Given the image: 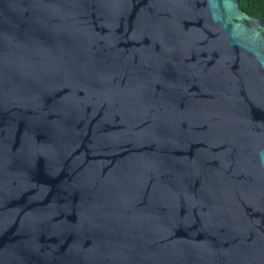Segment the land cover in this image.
<instances>
[{
	"label": "water",
	"instance_id": "1",
	"mask_svg": "<svg viewBox=\"0 0 264 264\" xmlns=\"http://www.w3.org/2000/svg\"><path fill=\"white\" fill-rule=\"evenodd\" d=\"M0 264H264L261 21L0 0Z\"/></svg>",
	"mask_w": 264,
	"mask_h": 264
},
{
	"label": "trees",
	"instance_id": "2",
	"mask_svg": "<svg viewBox=\"0 0 264 264\" xmlns=\"http://www.w3.org/2000/svg\"><path fill=\"white\" fill-rule=\"evenodd\" d=\"M242 11L264 25V0H237Z\"/></svg>",
	"mask_w": 264,
	"mask_h": 264
}]
</instances>
